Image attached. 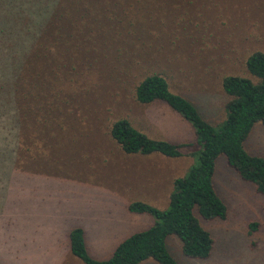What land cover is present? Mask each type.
<instances>
[{
	"label": "rangeland",
	"instance_id": "rangeland-1",
	"mask_svg": "<svg viewBox=\"0 0 264 264\" xmlns=\"http://www.w3.org/2000/svg\"><path fill=\"white\" fill-rule=\"evenodd\" d=\"M62 20L37 85L52 102L45 125L32 129L20 160H0V264H83L63 255L73 226L82 228L89 256L106 259L122 238L148 227L153 217L126 205L165 208L172 177L195 161L197 145L191 125L168 106L136 102L134 84L159 73L214 124L227 100L221 77L250 78L246 56L264 53V0H74ZM119 116L151 137L185 143L182 155L123 153L107 133ZM243 147L264 158L260 122ZM212 177L225 217L193 212L212 238L208 257L184 256L174 235L165 237L167 252L180 264H264L263 197L223 155Z\"/></svg>",
	"mask_w": 264,
	"mask_h": 264
},
{
	"label": "trees",
	"instance_id": "trees-1",
	"mask_svg": "<svg viewBox=\"0 0 264 264\" xmlns=\"http://www.w3.org/2000/svg\"><path fill=\"white\" fill-rule=\"evenodd\" d=\"M74 0H0V160L18 161L33 141L32 129L45 125L41 115L52 102L42 90L40 77L46 75L49 50L64 31L62 16ZM60 31V32H58ZM54 34H57L55 37ZM48 56V60H47ZM42 62V63H41ZM250 78L223 75L220 86L226 95L224 118L214 124L204 120L181 94L170 89L159 73L148 72L134 84L132 95L141 104L162 102L187 121L195 137L194 159L183 173L172 177L165 208L142 201L126 205L130 213L153 217L146 228L122 238L106 259L89 256L83 230L73 226L66 232L69 253L83 264H139L150 258L157 264H180L165 247V237L174 235L181 253L194 259L208 257L213 241L193 212L206 221L221 220L226 206L213 186L214 160L223 155L237 176L250 183L263 197L264 158L243 147L255 122L264 127V53L251 51L244 60ZM42 81V80H41ZM44 109L41 110V105ZM107 133L126 154L166 157L182 155L185 143L154 138L133 126L124 116L108 123Z\"/></svg>",
	"mask_w": 264,
	"mask_h": 264
},
{
	"label": "crops",
	"instance_id": "crops-1",
	"mask_svg": "<svg viewBox=\"0 0 264 264\" xmlns=\"http://www.w3.org/2000/svg\"><path fill=\"white\" fill-rule=\"evenodd\" d=\"M131 214V213H130ZM133 215V214H132ZM84 235V234H83ZM66 236V235H65ZM66 239V238H65ZM64 251H63V255L66 257L67 253L68 255H70L69 251H68V244H67V239L65 240V243H64ZM38 256L41 255V251L37 253Z\"/></svg>",
	"mask_w": 264,
	"mask_h": 264
}]
</instances>
